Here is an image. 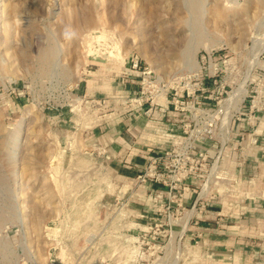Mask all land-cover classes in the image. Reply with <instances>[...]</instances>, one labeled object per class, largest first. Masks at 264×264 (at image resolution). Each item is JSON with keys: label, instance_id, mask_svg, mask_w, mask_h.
<instances>
[{"label": "rangeland", "instance_id": "obj_1", "mask_svg": "<svg viewBox=\"0 0 264 264\" xmlns=\"http://www.w3.org/2000/svg\"><path fill=\"white\" fill-rule=\"evenodd\" d=\"M104 1L123 25L104 28L96 0H0V264H264V5ZM57 49L68 75L44 71ZM133 59L163 80L158 105L138 99ZM139 126L192 142L207 171L159 199L123 176L119 136Z\"/></svg>", "mask_w": 264, "mask_h": 264}, {"label": "built area", "instance_id": "obj_2", "mask_svg": "<svg viewBox=\"0 0 264 264\" xmlns=\"http://www.w3.org/2000/svg\"><path fill=\"white\" fill-rule=\"evenodd\" d=\"M127 74L131 79L138 78L137 97L141 103L148 102L151 107L159 104L158 100L165 92L160 77L155 76L146 66L142 68L138 59L130 61ZM257 103L258 100L254 99L252 107L256 108ZM151 152L147 164L136 175V179L140 183L153 185L152 191L158 199L163 198L165 193L177 192L198 171H207L209 167L210 156L204 152L196 153L189 141L175 142L166 148L152 149Z\"/></svg>", "mask_w": 264, "mask_h": 264}, {"label": "bare ground", "instance_id": "obj_3", "mask_svg": "<svg viewBox=\"0 0 264 264\" xmlns=\"http://www.w3.org/2000/svg\"><path fill=\"white\" fill-rule=\"evenodd\" d=\"M49 2V1H48ZM96 15H97V19H98V22H100L102 25H103V27L104 28H106V27H108V26H112V25H115L116 26V28H117V26H118V24L120 25L121 23H119L120 22V19H119V17L116 15V14H114V16H113V13L112 14H110L111 16H113L112 18H108V17H105L106 15L104 14V12H105V9H104V12H102V10L100 11V10H98L99 8H98V6L100 7V5H103V7L105 6L104 4H103V2L105 3V1L104 0H96ZM251 2H252V0H249V1H247L246 2V4H245V10H246V12H248V13H250V11H252L253 10V5L251 4ZM101 3V4H100ZM109 3V2H108ZM229 3V2H228ZM233 3H237V4H239V2L238 1H235V2H233ZM134 4V3H133ZM133 4H130V8H129V11H130V14H131V16H132V13H131V11H132V6H133ZM5 5V7H6V3L4 4ZM118 5V4H117ZM264 5V0H256V5H255V8H256V10H254L252 13H251V18H252V16H257V15H259L261 12V10H260V8L262 7ZM229 6H233V4H230ZM4 8V7H3ZM73 8V7H72ZM101 8V7H100ZM8 9V8H7ZM47 9V8H46ZM102 9V8H101ZM131 9V10H130ZM5 10H6V8H5ZM4 10V11H5ZM69 10V9H68ZM4 11H2V12H4ZM74 11V10H73ZM115 11V10H114ZM128 11V10H127ZM116 13V12H115ZM129 13V12H128ZM133 13H134V10H133ZM247 13V14H248ZM263 13H264V11H263ZM121 14V13H120ZM2 15V14H1ZM50 15V14H49ZM108 15V14H107ZM122 15V14H121ZM250 15V14H249ZM77 16V15H76ZM263 16V15H262ZM122 17V16H121ZM249 17V16H248ZM72 18V17H71ZM75 18V17H74ZM73 19V18H72ZM82 19V18H81ZM77 20H79V19H77ZM263 21V20H262ZM83 23H87V24H90V23H92V17L90 16V15H85L84 16V18H83ZM123 23V22H122ZM85 25V24H84ZM121 25H123V24H121ZM85 27H88V26H85ZM114 27V26H113ZM120 27V26H119ZM122 28V27H121ZM115 29V28H114ZM105 31H106V29L103 31V33H105ZM87 36H89V34H87ZM98 37H100V36H98ZM85 38V37H84ZM3 39V38H2ZM260 42V41H259ZM261 43H262V41H261ZM190 44V46H188V51H187V49H185V51L186 52H190V51H192L194 48H193V43H191V41L188 43V45ZM92 45V44H91ZM91 45H89V47L86 49V50H84L83 51V62L85 63H87V61H88V56H90L91 55V52H92V49H91ZM1 46V45H0ZM208 47V49H210L211 48V46H207ZM257 47V46H256ZM193 48V49H192ZM212 49V48H211ZM210 49V50H211ZM254 49V48H253ZM209 50V51H210ZM260 50V49H259ZM258 50V52H256V54H254L255 55V57H254V61H256L257 63H259V64H264V62L261 60V57H260V51ZM82 52V51H81ZM6 53V52H5ZM7 54V53H6ZM60 54H61V50L60 49H57V50H55V52H53V51H49V52H44L42 55H41V59H42V65H43V67H44V71L45 72H50V73H54V75L56 74V73H61L62 75H68V73H65L64 72V70H58V68H57V66H59V62H60ZM193 54H195V53H193ZM193 54L191 55V64L193 65V68H195V70L197 71V70H199L200 68H201V64L199 63V62H197V60H195V58H194V56H193ZM8 55V54H7ZM7 55H5V56H7ZM8 57V56H7ZM124 57V56H123ZM10 58H11V56H10ZM8 59V58H7ZM81 61V60H80ZM186 61V60H185ZM2 66V65H1ZM80 65H78V68H77V70H76V74H77V78H76V81H79L81 78H80V74H81V69H80V67H79ZM57 75V74H56ZM244 83V82H243ZM247 92H248V89H247V86L245 85H242L237 91H235L233 94H232V96H231V98H230V100H229V104H228V106H227V114H228V112H229V116L227 117L226 115H225V117L227 118V121H225L226 122V124H227V130L229 129V127H230V119L232 118V115L230 114L231 112H230V110L231 109H233V110H235V111H240V109H241V103L244 101V98H245V96H246V94H247ZM29 112V111H28ZM224 117V118H225ZM227 133V132H226ZM225 137H226V135H225ZM227 138V137H226ZM215 167V166H214ZM215 170V169H214ZM216 172L217 173H219V169L218 170H216ZM216 172H212V173H214V174H216ZM210 180V179H209ZM207 184V183H206ZM111 186V185H110ZM207 189H208V187H207ZM207 191V190H206ZM20 196V195H19ZM123 213V212H122ZM133 225V224H132ZM186 225V224H185ZM132 240L133 239H135V237H130Z\"/></svg>", "mask_w": 264, "mask_h": 264}, {"label": "crops", "instance_id": "obj_4", "mask_svg": "<svg viewBox=\"0 0 264 264\" xmlns=\"http://www.w3.org/2000/svg\"><path fill=\"white\" fill-rule=\"evenodd\" d=\"M130 81L133 82V80ZM131 82L128 83L130 84ZM128 83L125 84L126 87L129 86ZM151 130L146 127L143 129L142 126H139V128H136L137 134L133 133L135 139H129L126 134L119 136L118 143L123 149L118 153L122 161L120 160L121 163L118 161L120 164L118 163L119 166L117 167L121 170L123 176L135 177L147 164L152 149L166 147V141L170 139L169 136L156 130H153L156 132L154 133ZM111 147L109 150H111ZM114 152H111L113 157L111 162L115 161V157H118Z\"/></svg>", "mask_w": 264, "mask_h": 264}]
</instances>
